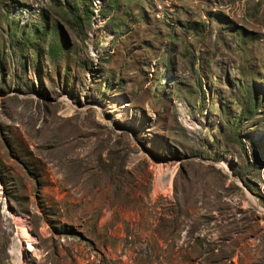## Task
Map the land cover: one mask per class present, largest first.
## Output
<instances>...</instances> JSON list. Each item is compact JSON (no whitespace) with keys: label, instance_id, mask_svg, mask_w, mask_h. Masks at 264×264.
<instances>
[{"label":"rangeland","instance_id":"374dc122","mask_svg":"<svg viewBox=\"0 0 264 264\" xmlns=\"http://www.w3.org/2000/svg\"><path fill=\"white\" fill-rule=\"evenodd\" d=\"M19 222L25 264H264V0H0V264Z\"/></svg>","mask_w":264,"mask_h":264},{"label":"bare ground","instance_id":"6f19581e","mask_svg":"<svg viewBox=\"0 0 264 264\" xmlns=\"http://www.w3.org/2000/svg\"><path fill=\"white\" fill-rule=\"evenodd\" d=\"M10 212L11 211L9 210L8 213ZM16 242L17 243L11 248L10 251L14 256V260H15L14 262L15 264H25V258L23 256L22 249L23 248L32 249L35 247L34 246L35 238L30 234L29 225L27 223L25 222L18 223V238Z\"/></svg>","mask_w":264,"mask_h":264}]
</instances>
